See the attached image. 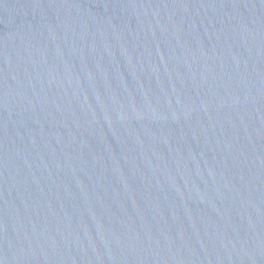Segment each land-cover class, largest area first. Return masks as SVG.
I'll use <instances>...</instances> for the list:
<instances>
[{
  "label": "water",
  "instance_id": "1",
  "mask_svg": "<svg viewBox=\"0 0 264 264\" xmlns=\"http://www.w3.org/2000/svg\"><path fill=\"white\" fill-rule=\"evenodd\" d=\"M0 264H264V0H0Z\"/></svg>",
  "mask_w": 264,
  "mask_h": 264
}]
</instances>
